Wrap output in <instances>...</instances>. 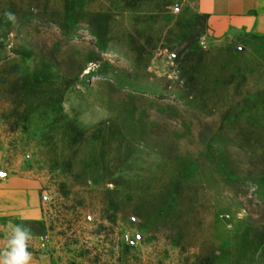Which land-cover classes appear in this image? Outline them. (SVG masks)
<instances>
[{
    "label": "rangeland",
    "instance_id": "rangeland-1",
    "mask_svg": "<svg viewBox=\"0 0 264 264\" xmlns=\"http://www.w3.org/2000/svg\"><path fill=\"white\" fill-rule=\"evenodd\" d=\"M202 15L0 0V180L35 209L0 248L24 224L50 264H264V33Z\"/></svg>",
    "mask_w": 264,
    "mask_h": 264
},
{
    "label": "crops",
    "instance_id": "crops-1",
    "mask_svg": "<svg viewBox=\"0 0 264 264\" xmlns=\"http://www.w3.org/2000/svg\"><path fill=\"white\" fill-rule=\"evenodd\" d=\"M197 11L207 15V26L212 33L219 35L231 27L246 28L264 33V0H196ZM1 162V155H0ZM9 180H0V216L9 213L29 218L35 216L33 206L19 208L17 187L8 189ZM14 182V180L12 181ZM16 183H18L16 181ZM2 249V248H0ZM30 264H50L49 258L33 252Z\"/></svg>",
    "mask_w": 264,
    "mask_h": 264
},
{
    "label": "clouds",
    "instance_id": "clouds-1",
    "mask_svg": "<svg viewBox=\"0 0 264 264\" xmlns=\"http://www.w3.org/2000/svg\"><path fill=\"white\" fill-rule=\"evenodd\" d=\"M7 20L14 21L12 13L4 14ZM32 239L31 229L24 224H15L7 238L6 246L0 249V264H30L32 253L29 242Z\"/></svg>",
    "mask_w": 264,
    "mask_h": 264
},
{
    "label": "trees",
    "instance_id": "trees-1",
    "mask_svg": "<svg viewBox=\"0 0 264 264\" xmlns=\"http://www.w3.org/2000/svg\"><path fill=\"white\" fill-rule=\"evenodd\" d=\"M199 17H201L203 21H206V19H207V15H202V16H199ZM205 29H206L205 26H204V28L202 27V29L197 32V36L196 37H198V35L200 33L204 32Z\"/></svg>",
    "mask_w": 264,
    "mask_h": 264
},
{
    "label": "built area",
    "instance_id": "built-area-1",
    "mask_svg": "<svg viewBox=\"0 0 264 264\" xmlns=\"http://www.w3.org/2000/svg\"><path fill=\"white\" fill-rule=\"evenodd\" d=\"M174 10L177 11L178 10V7H175ZM174 57H175V54L174 53H171L170 54V58H174ZM131 243H133V242H131Z\"/></svg>",
    "mask_w": 264,
    "mask_h": 264
}]
</instances>
